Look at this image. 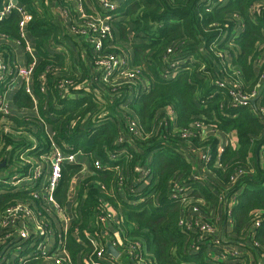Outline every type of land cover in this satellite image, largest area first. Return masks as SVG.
I'll list each match as a JSON object with an SVG mask.
<instances>
[{
	"label": "trees",
	"instance_id": "16d2710c",
	"mask_svg": "<svg viewBox=\"0 0 264 264\" xmlns=\"http://www.w3.org/2000/svg\"><path fill=\"white\" fill-rule=\"evenodd\" d=\"M55 1L62 10L69 7L71 22L79 18L72 2ZM19 2L31 15L26 29L38 59L34 96L20 85L9 95L15 110L0 113V163L6 162L1 169L20 168L21 156L38 161L53 138L83 155L65 165L56 192L59 206L72 210L65 246L73 263L85 264L92 251L75 239L78 229L98 234L103 243V231L111 239L118 233L128 245L139 242L137 252L147 264H264V86H259L255 104L238 106L229 86L217 83L219 76L230 77L244 93L258 84L264 0L210 5L207 0H120L110 12L111 36L104 40L102 52L128 53L130 68L139 72L133 81L118 85L112 80L96 85L94 77L101 72L95 66L97 54L83 37L64 32L47 0ZM255 2L263 4L252 16L249 10ZM93 11L96 5L86 4V12ZM236 13L243 16L245 28L230 46L221 37L232 30ZM19 21L14 12L0 22V56L12 65L11 42L22 41ZM27 60L33 62L28 53ZM63 79L70 82L64 96L58 91ZM132 119L138 122L139 135L129 132ZM196 122L201 127L192 128ZM186 129L192 132L189 138L182 137ZM189 143L209 148V159L194 160ZM82 157L90 163L86 173ZM98 160L101 168L95 166ZM143 167L151 170L147 179L140 174ZM29 168L26 163L21 172ZM240 168L246 173L233 183ZM19 201L40 207L27 192L0 180V215ZM107 211L117 213L116 220L109 221L112 229L99 223ZM183 218H219V232L227 240L217 245L219 233L203 234L196 226L188 230L181 226ZM228 249L240 253L221 262L214 257L221 258ZM44 263L38 258L26 264Z\"/></svg>",
	"mask_w": 264,
	"mask_h": 264
},
{
	"label": "built area",
	"instance_id": "2783aa9c",
	"mask_svg": "<svg viewBox=\"0 0 264 264\" xmlns=\"http://www.w3.org/2000/svg\"><path fill=\"white\" fill-rule=\"evenodd\" d=\"M68 1L73 3L74 8L79 15L77 20H73L71 32L83 37L86 42H89L94 54H97L95 66L98 70H101V72L98 77H94V81L100 84L101 82L107 83L109 80H112L113 85H118L121 81H133L136 79L135 75L138 74L139 68H130L131 57L128 53L123 52V54H120L110 52L105 54L102 52L104 40L111 36L112 29L110 22L112 21L113 16L110 12L118 7L120 0H94L96 11H93L92 14L86 12V4L84 0ZM213 1L223 3L225 0H207V4L210 5ZM262 4V2H255L250 7V14L252 16L259 14ZM68 8L69 7L62 12L68 14ZM14 12L20 17L19 27L22 41L17 40V42L25 47L26 53L32 56L33 62L18 67L15 58L12 65L10 62H5L0 56V85L2 84L3 89H5L0 92V113L3 114H9L7 113L9 104L6 95L9 88H18L20 85H24L27 93L32 97L34 96L32 91V81L36 65V55L27 39L26 29L27 23L31 20V15L19 0H0V22L8 18ZM244 28L245 20L243 16L236 13L232 22V30L230 32H223L221 40L227 39L230 46H233L235 39L239 37L240 32L243 31ZM259 50L260 54L256 59V65L259 69H262V73L258 84L252 92L244 93L242 90L237 89V87L231 82L232 79L230 77L219 76L217 78L218 85L229 86V93L233 102L238 106L253 104V101L261 96L262 87L259 89V86H264V42ZM7 78L9 80H6ZM133 84H135V82H132V85ZM69 86V80H61L58 85L60 95H66ZM42 90L45 91V88H42ZM260 114L264 117V107L260 108ZM40 122L46 125L44 119H40ZM193 127L199 128L201 127V123L196 122L192 125V128ZM139 129L140 127L137 120L132 119L129 125V132L139 135ZM191 134L192 132L186 129L183 130L182 137L189 138ZM204 135L205 133L203 136ZM222 147V145H219L218 147L219 155L222 153ZM189 148L191 152L196 157L199 156L200 159L208 160L210 157L209 148L204 149L194 147L192 143H189ZM50 153L53 155L52 160H50ZM79 153L80 152H74L73 148L69 145L64 144L63 147L59 146L53 138L50 150L41 154L38 161L33 159L34 162H36L35 166L30 161H27L26 157L21 156L23 163L24 161L25 164L30 163V168L27 173L15 171L14 175L11 177L7 175V177H0V180L3 183L27 192L33 203H40V207H37L39 209H36V205L33 206L29 203L19 201L14 205L7 207L0 215L1 262L5 261L8 264H26L32 260L42 258L45 261L44 264H74L71 255L65 246L72 222V210L69 205L65 207L59 206L58 201L56 200V192L63 178V169L65 165L76 163L77 154ZM95 166L101 168L102 163L99 160L95 161ZM139 171L143 179H147L151 173V170L147 167L140 168ZM245 173L246 170L243 168L238 169L232 182L236 183ZM197 175L199 176V174ZM203 177L206 178L205 176ZM75 185V183L71 184L69 190L70 195H73ZM121 189L122 188H119V190ZM180 190L181 189L178 191ZM173 198H176V196H173ZM232 203L233 201H231V204ZM48 207L53 209L51 210L53 211V214L48 211ZM61 210L65 211L64 219H59L56 214V211L60 212ZM193 211L196 212L197 208H194ZM116 218V212L107 211L105 214L99 216V223L103 229H108L109 221H114ZM189 221V218H183L181 226L188 230L196 226L203 234L219 233V237L216 240L217 245L222 244L220 241L227 240L224 235H221V232H219V226L221 223L219 218H214L210 221ZM258 224L259 221L256 222V225ZM42 228H44L45 231L42 230ZM73 233L76 236L75 239H77V242L80 245L88 246L92 249L91 253H89L85 259V264H123L121 261L122 256L130 257L129 259L133 264H147L137 252V249L141 246L140 243L134 242L129 243L128 245L118 233L115 234L114 239H111L109 235L104 234V231L102 233L104 235V243L106 244L107 240H111L113 245L120 252L118 258H114L107 254V248L103 243V237L98 234L87 230L80 232L78 229ZM118 245L122 250L117 247ZM239 253L240 251L238 249H228L221 255V258L216 257V259L221 262L226 260L229 256L236 257Z\"/></svg>",
	"mask_w": 264,
	"mask_h": 264
},
{
	"label": "crops",
	"instance_id": "0c3cea01",
	"mask_svg": "<svg viewBox=\"0 0 264 264\" xmlns=\"http://www.w3.org/2000/svg\"><path fill=\"white\" fill-rule=\"evenodd\" d=\"M84 1H85V4H88L91 7H93V5L95 4L93 0H87L88 3L86 2V0H84ZM47 5L50 8V11L52 13V16L54 15V19L59 22V24L63 28L64 32H68V34L69 33L71 34L72 23H71L70 19L67 18L68 16L62 12L63 10L60 7L59 3L56 2L55 0H47ZM56 8H57V10H56ZM55 10L57 11V13H54ZM27 39H28V41L30 42V44H31V46L33 48L34 54L36 55V61H37L38 57H37V54H36L35 49H34V43L35 42H34V40L32 38L28 37V33H27ZM76 40L79 41V42H81L80 39H76ZM71 42H73V41H71ZM11 44H12V46L14 48L13 51H16L17 54H18V57H16L17 60L20 61V62H22V63L27 64L28 63L27 53H26L24 47L21 44H19L18 42H16V41L14 43L11 42ZM72 48H74V47H72ZM62 50H66V48H60L59 49V51H62ZM82 56L85 57V50L82 51ZM14 90H16V88H9L7 90V93H6V95H7V102H8V104L11 107L12 110H15V107H14V105L11 102L12 98H10L11 100L9 99V95ZM36 113H37V111H36ZM79 155L80 156H83L82 154H79ZM80 160H81V163L83 165V169L82 170L84 171V173H86L88 169L90 170V168L87 167V166L90 165V163H89V161L85 157L80 158ZM225 224L231 225V221H226ZM109 228L112 229V227L110 225H109ZM229 228H230V226H229ZM117 247L120 250H122L119 245Z\"/></svg>",
	"mask_w": 264,
	"mask_h": 264
},
{
	"label": "rangeland",
	"instance_id": "374dc122",
	"mask_svg": "<svg viewBox=\"0 0 264 264\" xmlns=\"http://www.w3.org/2000/svg\"><path fill=\"white\" fill-rule=\"evenodd\" d=\"M56 10H57V8H56ZM55 10V12L54 13H57V11ZM68 12H69V10H68ZM67 12V13H68ZM72 23V25H73V22H71ZM71 35H74V36H79V35H75L74 33H72L71 32ZM261 45H262V43L261 44H259V49H260V47H261ZM233 46H234V44H233ZM24 47V46H23ZM24 49H25V47H24ZM14 56H15V59H16V62H17V66L18 67H20V66H25L26 64L25 63H22V62H20V61H18L17 60V58L16 57H18V54H17V52L16 51H14ZM99 83H96V85H98ZM5 112V111H4ZM12 112V109H11V107L9 106V108H8V112L7 113H11ZM7 130H8V128H6ZM51 154V153H50ZM53 159V155L51 154V157H50V160H52ZM196 159H199V156L198 157H196V158H194V160H196ZM26 160L27 161H30L34 166L36 165V162H34V160L32 159V158H29V157H27L26 156ZM43 161V160H42ZM44 162V161H43ZM195 164H196V162H195ZM23 166H25V163H23L22 165H21V167L20 168H16V167H14V166H10L9 167V169H1L0 170V177L1 178H3V177H5L6 175L7 176H13L14 175V173H15V171H21L22 170V167ZM83 166V165H82ZM2 174V175H1ZM6 176V177H7ZM149 182V180L147 181V183ZM75 182H73L72 184H74ZM75 188V187H74ZM51 210H53V209H51V208H49L48 207V211L51 213V214H53V211H51ZM56 214L58 215V217H59V219H64L65 218V211L64 210H61L60 212L59 211H56ZM42 230H44L45 231V229L44 228H42ZM214 257H217V256H215L214 255ZM130 257H128V256H122L121 257V261L123 262V264H133L131 261H130V259H129ZM140 264H142V263H140Z\"/></svg>",
	"mask_w": 264,
	"mask_h": 264
},
{
	"label": "water",
	"instance_id": "95a60500",
	"mask_svg": "<svg viewBox=\"0 0 264 264\" xmlns=\"http://www.w3.org/2000/svg\"><path fill=\"white\" fill-rule=\"evenodd\" d=\"M256 103V100L253 101V104ZM6 162L0 163V169L5 167ZM106 248H107V254L113 256L114 258H118L120 255V252L117 250V248L113 245L111 240H107L106 242Z\"/></svg>",
	"mask_w": 264,
	"mask_h": 264
}]
</instances>
